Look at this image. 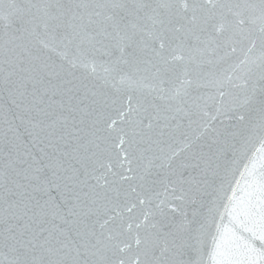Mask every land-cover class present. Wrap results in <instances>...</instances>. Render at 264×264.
I'll use <instances>...</instances> for the list:
<instances>
[{
    "label": "snow or ice",
    "instance_id": "obj_1",
    "mask_svg": "<svg viewBox=\"0 0 264 264\" xmlns=\"http://www.w3.org/2000/svg\"><path fill=\"white\" fill-rule=\"evenodd\" d=\"M0 264H264V0H0Z\"/></svg>",
    "mask_w": 264,
    "mask_h": 264
},
{
    "label": "water",
    "instance_id": "obj_2",
    "mask_svg": "<svg viewBox=\"0 0 264 264\" xmlns=\"http://www.w3.org/2000/svg\"><path fill=\"white\" fill-rule=\"evenodd\" d=\"M257 147H259V146H257Z\"/></svg>",
    "mask_w": 264,
    "mask_h": 264
}]
</instances>
